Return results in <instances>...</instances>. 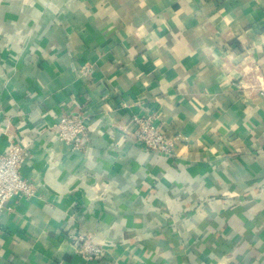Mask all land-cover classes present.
<instances>
[{
    "label": "crops",
    "instance_id": "1",
    "mask_svg": "<svg viewBox=\"0 0 264 264\" xmlns=\"http://www.w3.org/2000/svg\"><path fill=\"white\" fill-rule=\"evenodd\" d=\"M148 110L169 154L132 138ZM10 143L35 192L0 210V264H264V0H0Z\"/></svg>",
    "mask_w": 264,
    "mask_h": 264
},
{
    "label": "built area",
    "instance_id": "2",
    "mask_svg": "<svg viewBox=\"0 0 264 264\" xmlns=\"http://www.w3.org/2000/svg\"><path fill=\"white\" fill-rule=\"evenodd\" d=\"M157 113L148 110L142 116H134L135 125L132 138L142 148L151 152L169 154L172 148L171 140L163 134L160 123L156 120ZM50 127L55 135L72 151H79L86 146L88 122L69 111H63ZM28 155V151L19 143H10L0 151V210L15 196H33L35 188L30 180L25 178L20 168ZM76 248L82 256L89 260H99L106 251L99 244L81 234L71 233Z\"/></svg>",
    "mask_w": 264,
    "mask_h": 264
}]
</instances>
